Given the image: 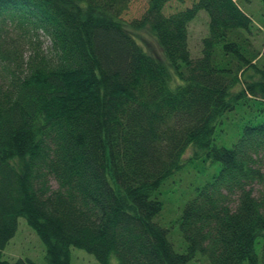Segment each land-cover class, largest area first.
I'll return each instance as SVG.
<instances>
[{"label": "trees", "instance_id": "trees-1", "mask_svg": "<svg viewBox=\"0 0 264 264\" xmlns=\"http://www.w3.org/2000/svg\"><path fill=\"white\" fill-rule=\"evenodd\" d=\"M253 1L149 0L126 18L132 0H0V264H71L73 248L98 264H264V49L253 41L264 26L242 4ZM199 12L207 35L193 58ZM251 106L260 115L218 145L226 114ZM197 159L218 168L174 221L177 253L161 192ZM20 218L43 263L3 259Z\"/></svg>", "mask_w": 264, "mask_h": 264}, {"label": "rangeland", "instance_id": "rangeland-1", "mask_svg": "<svg viewBox=\"0 0 264 264\" xmlns=\"http://www.w3.org/2000/svg\"><path fill=\"white\" fill-rule=\"evenodd\" d=\"M149 0H132L129 4V10L126 18H136L141 15L146 7V3ZM170 8L178 7L174 1L170 2ZM251 3V2H250ZM244 11L251 15L254 21L264 26V8L259 0L253 1L250 5L246 2H242ZM207 35V18L204 12H199L197 18L191 22L188 26V44L190 54L193 58L199 56L200 42L202 38ZM253 40L254 45L257 49H264V30H260ZM148 52L161 58V53L158 49L153 38L145 33L140 34V38L137 39ZM254 104V103H251ZM256 108L249 107H238L233 112L226 114L225 116V127L221 129L219 133L218 145L229 147L236 138L239 129L247 123V120H253V115L258 111ZM258 115H260L258 113ZM191 152L187 151L185 159L190 157ZM187 162V161H186ZM195 162L196 166L188 164L183 168L180 176H175L171 179V183L166 187L165 191L161 192V200L163 203L162 212L160 215V223L166 227H173L169 229V240L173 245L174 250L177 253H181V248L178 246L175 236L177 235L180 239V233L177 231V226L174 223L176 218L179 216L183 206L189 201L193 195L194 190L201 187L204 183L209 181L213 173L216 171L218 164L209 165L208 161L202 162V159H197ZM212 168V169H211ZM218 168V167H217ZM16 234L5 249H3V259L7 261H14L15 259H30L32 261L43 263L44 262V246L37 238L35 233L30 229L24 219L18 220ZM176 234V235H175ZM182 241V239H181ZM184 246V244H183ZM113 259L111 264H114ZM71 264H98L93 256L85 253L82 250L71 249ZM192 264H207L206 261L199 260Z\"/></svg>", "mask_w": 264, "mask_h": 264}]
</instances>
